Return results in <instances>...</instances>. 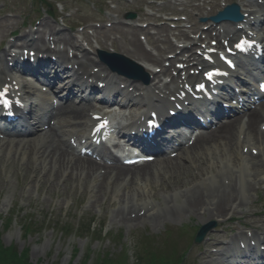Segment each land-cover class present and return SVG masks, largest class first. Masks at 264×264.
Returning a JSON list of instances; mask_svg holds the SVG:
<instances>
[{"label": "rangeland", "instance_id": "374dc122", "mask_svg": "<svg viewBox=\"0 0 264 264\" xmlns=\"http://www.w3.org/2000/svg\"><path fill=\"white\" fill-rule=\"evenodd\" d=\"M58 1L61 0H51L53 3H57ZM64 1L68 11L74 15V18L71 20V26L69 27L75 30L72 33L73 37L77 34H82L81 31L76 30L79 26L89 25L88 27L93 28L96 24L100 25L97 21L101 17L110 18L112 16L113 18H118L123 23V26H126L123 17L128 11L142 9L144 15H154V18L159 17L150 11H145L150 4L146 0H113L114 6L109 5L108 0ZM195 3H197L196 0H167V4L161 9L174 11L177 14L185 9V14L196 17L199 14L196 11V6L201 4ZM116 6L118 8L115 10ZM156 7H159V5H156ZM219 8L220 0L212 4L211 7H203L202 10H204V14L207 16L214 14ZM210 9H212L211 13ZM60 12L61 10H57L55 13L58 14ZM14 20H18L21 26L24 22L31 23L34 28L39 27L40 23L45 20H48L55 26L54 17H49L46 14V10L34 3L33 0H0V22H9V25H11L10 22ZM196 22L198 21L196 20ZM143 24L145 23H138L139 26H143ZM108 25L110 24L102 26L101 29H105ZM58 26H61V23ZM202 27L204 28L205 25H202ZM261 29L264 30V22ZM84 31L88 34L92 33L89 31V28ZM65 34L68 35V32ZM16 40L19 46L24 44L25 41L21 35L16 37ZM10 41L8 39V42ZM80 41L82 42V39ZM27 91L28 93L32 92L30 89H27ZM38 138L36 136L29 139L27 145L29 150L26 155L25 153L22 154V151L18 150L17 147H11L10 149L7 146L0 147V233H3V242L7 247L11 245L16 246L18 252L27 249L30 250L31 263L81 264L85 255L88 253L89 247L92 259L96 258L98 254L103 255L109 253L116 256L122 251L124 245H128L130 248L134 247L135 235L147 233L152 236L164 237L167 229H172L174 233H177L181 227L185 229L182 242L183 247H186L192 241L191 235L195 228L203 225L202 215L195 214L190 217L180 200L174 205L173 210H167L164 205V198L167 194H171L174 191H177L181 195V192L185 190L183 183L188 181L190 176L197 173L198 170L207 168L205 165H209L210 163L205 165L197 163L193 165L194 168L192 167L191 175H187L186 177L179 175L182 178L176 180H167L161 183V180L152 177V184L147 185L146 191L152 196H158L157 198L159 199L155 203L158 205V217L163 222L156 225L151 219H148L144 224L140 223L138 226L129 227L120 220H117L116 215L118 213H124L125 209L128 212L137 200L119 198V201H117L116 199L118 197L116 192L114 198L110 197L109 194L104 195V197L101 195L95 197L94 182L92 181L79 182L74 179L61 183L54 182L53 180H49V177L45 173H42V163H38L36 165L38 170L34 171L33 166H30L28 157L31 155L34 156V149L30 146L36 143ZM240 153L241 149L239 152L237 150L234 152L237 157ZM205 157L203 158L206 159ZM37 159V157H34L33 161L35 162ZM199 160L197 159V161ZM261 161L262 158L253 162L252 167ZM179 162L184 163L185 161L182 160L176 163ZM183 170H172L167 173L170 176H174L182 173ZM252 175L254 179L256 172L253 171ZM261 177L264 179V175ZM167 182L168 184H166ZM176 182H179V184L177 185ZM247 182L256 185L253 180H248ZM239 184L240 182H238V187L236 188L237 194L240 192ZM130 186L125 184V188L121 187L117 191L121 192L122 195H128L130 193V197L133 198L132 195H135L134 187ZM223 186L224 181L218 179L216 184L210 185L209 187H200L199 190L204 192L205 196H209L222 192ZM113 189L116 190L115 188ZM256 189L258 190V194L264 198V182L256 185ZM251 197L254 201L257 200L256 193H252ZM235 215L233 212L230 216L222 219L216 218L215 221H226V219ZM12 216L15 220L14 225L6 231L4 230L5 222ZM95 218L105 229V232H111L109 236L113 238L104 235L103 239L92 240L87 236L80 237L78 234H74L70 238H65L61 231L55 229L57 225H69L77 230L81 223ZM28 219H32L36 224L37 227L34 231H37V233L26 237L20 223L22 224ZM244 221L246 220L244 219ZM121 233L123 240L119 242L114 238H118V235ZM231 235H228L229 240L223 239L222 241H226V243L230 242L231 238H234ZM76 249L80 251L78 260H74V252ZM203 251H200L199 248H193L190 255L192 264H205L206 261H198V257L202 255ZM131 255L133 256V251H131Z\"/></svg>", "mask_w": 264, "mask_h": 264}, {"label": "bare ground", "instance_id": "6f19581e", "mask_svg": "<svg viewBox=\"0 0 264 264\" xmlns=\"http://www.w3.org/2000/svg\"><path fill=\"white\" fill-rule=\"evenodd\" d=\"M246 4H249L252 8H259V5H256L254 3V0H245ZM243 0L239 1V4H243ZM259 3V0H258ZM242 8H247L245 5H242ZM262 8V6H260ZM249 16V22L252 18L256 17V21L258 22V25L262 23V19H257V15L261 14V12L254 13L253 10L248 12ZM221 29H224L221 27ZM50 31L51 36H54V40L58 37L60 42L59 44L62 45V43L66 44V46L70 47L71 49H77L81 50V48H78V44L73 39H70L67 41L64 34L56 33V29L53 28V26L48 21H44L43 24L40 26V29L37 31L36 35L40 36V39L45 40V36H43L44 33L42 31ZM122 31V40L124 41V48L128 51L127 57L132 60H138L140 61L141 65L148 68L149 71L156 70V68L161 67L162 60L159 57H155L154 55L150 54L144 44L140 42L138 39V33L142 30L138 28H128L125 29L123 27H120V25L115 24L114 27L111 30H102L98 32V35L100 36V39H102L105 43L110 40V36L115 32ZM237 30V29H236ZM216 31V30H215ZM10 32V28L6 26V24L1 23L0 24V37L3 39V41L6 40L7 34ZM34 31H32L33 33ZM167 30H163L162 33H166ZM32 33L29 35H26L24 39L27 43L34 42L33 39L31 40ZM160 36H162L160 31ZM206 34V33H203ZM42 36V37H41ZM186 38V36H183ZM159 42V40H158ZM169 48H172V45L170 42H168L166 39L163 41ZM157 44V43H156ZM60 46V45H59ZM27 49V48H25ZM23 49V50H25ZM30 51V50H29ZM58 55H62V53H58ZM56 55V56H58ZM63 56V55H62ZM64 57V56H63ZM65 60H68V64H72L78 58L74 59H68L64 57ZM87 61H90L89 57H85ZM168 61V60H167ZM264 61V58L263 60ZM261 61V62H262ZM139 63V62H138ZM143 63V64H142ZM1 66H4L3 62H0ZM82 70L88 73V75H92V71L89 69V66L85 65V63L80 62L78 64ZM264 66V63L262 64ZM11 69V68H10ZM6 69V71L1 72L0 71V84L3 76L10 75L9 72L13 71V69ZM36 73L39 75V77L44 78L45 80L52 79V77L49 75V72L46 69L39 68L36 69ZM170 73L169 69H162L161 75H168ZM152 74L155 76L153 81H156L155 79H160L159 74H156L152 72ZM66 75H68L66 73ZM100 80L102 79L101 76L98 74ZM36 78V80H40ZM75 77V75L73 76ZM239 78L238 82H242V79ZM97 78V76H96ZM58 78L54 79V82H49L46 84H50V87H54L55 83L58 81ZM80 81V80H79ZM78 82V80H76ZM133 86V84H131ZM130 85V86H131ZM135 86V85H134ZM73 88H78L79 92L83 95H86V92L90 89V87H86L85 83L83 85H77V86H70L67 85L64 88L65 92H71L73 94ZM66 89V90H65ZM72 90V91H71ZM53 92V91H52ZM137 92V91H135ZM154 94V92H152ZM69 94V93H68ZM134 93L131 94L133 96ZM82 95V97H83ZM46 95H44L42 92H40V100L41 105L48 103V98L45 99ZM134 97V96H133ZM75 96H72L70 98L61 99L62 104H59L58 107L53 108V114L52 117L49 118L50 122L55 121L54 127H50L48 131L45 132V135L41 137V141H44L46 146L48 148L46 150L39 151L36 155H41L44 159L43 163L47 168H49V174L51 177L55 178L56 180H62L64 177L68 174V180H80L84 179V182L87 181H95L97 192L100 195H105L107 193L106 187L109 185L111 181H114V186L121 187L124 182L125 178L127 176L131 175V182L130 187H134L135 195L134 198H137L136 204L133 206V208H137L139 205H142L143 207L148 208V205L154 204V199L156 197L149 196L148 192L146 191L147 185L149 186L151 183V178L157 176L159 180L162 182H166L167 180H176L178 178L186 177L187 175H191V170L194 168L193 165L197 163H201V165H205L207 168H204L202 170H198L197 173L192 174L188 181H185L183 183V187H185V193L188 194L186 199L184 200V207L188 214H199L202 211H205L204 217L209 218V220H213L214 218H221L228 213H230L235 205L239 201V197L236 195V192L233 190L223 192L222 194L218 195L219 198L216 199L215 196H209L206 198V196L203 193L198 192V187L201 185H208L211 183H216L218 177H221L222 179L231 181V182H237L238 179H242L245 181L247 179L244 175V172L247 171L248 175L247 177H252L250 172H253L254 169L256 170L255 180H257L259 183L262 182L260 179L261 175H264V161L261 163H257L255 168L252 167V162H256L254 155L251 154L247 156L244 154V149H251L257 150L261 149L262 144L264 143V132L260 131V125L264 122V104H262L259 108L250 111L248 114L244 115V117H237L236 119L229 121L228 123L222 124L220 127H217L214 131L202 133L197 137L196 142L193 144L190 148H182L181 149V155L186 160L184 163H175L173 165V162H170L169 159H166L169 162H159L158 168L153 169L155 163L158 161H155L152 164H146L144 166H134V167H125L120 164V162L116 163L113 166H108L107 164L102 167L92 158L88 157H81L78 155V157H75L74 153L70 154V147L68 142L66 141V138H68L67 134H69V138L71 139L73 136H71L72 128L82 127V128H88V125L90 123V111H92V107L88 105L84 106H77L71 99H75ZM153 98V97H152ZM66 101V103H65ZM89 102V101H86ZM134 101L130 100L125 102L126 105L133 104ZM147 104V105H144ZM152 106L153 103L149 101L148 99H145L141 103L134 104V106ZM150 106V107H151ZM42 112L44 113L42 116L39 115H28L26 116V120H24L21 124L17 125L18 127L22 124H25L32 128L33 122H36L37 124L42 125L40 128L45 127L47 125V120H49L46 115H49V112H44V109H42ZM48 123L51 125V123ZM3 128L0 131H2ZM43 130V129H42ZM133 130V129H132ZM35 133H39L38 130L32 129ZM6 132V131H4ZM51 133V135H49ZM125 133L121 129V134ZM1 134H5L1 132ZM6 135L12 136L11 134L6 132ZM71 136V137H70ZM238 148H242L241 154L237 157L234 152ZM193 150H198L194 153L189 154L190 151L193 152ZM106 151V150H105ZM189 154V156H188ZM205 155H207L205 157ZM194 156V157H192ZM205 157L206 159H204ZM113 159V158H112ZM110 159V160H112ZM197 159H200L197 161ZM29 163L31 165V162L29 160ZM193 167V168H192ZM148 168H152V170H149V172H146ZM167 169V170H166ZM184 169L182 173H178L174 176H170L167 172L172 170H180ZM99 170H107V173L104 175L98 176ZM154 174V175H153ZM115 175V176H114ZM181 175V176H179ZM234 175L236 178H234ZM178 176V177H177ZM102 179V181H101ZM191 179V182H190ZM142 183L144 186L140 187L139 183ZM168 184V182L166 183ZM178 185L179 182H176ZM146 186V187H145ZM144 187V188H143ZM141 190V192L144 195V197L140 198V195L137 194V191ZM255 189L252 185L249 186V191L253 192ZM126 195V194H125ZM124 195V196H125ZM181 199L180 195L177 192H173L172 194H169L167 196V200L165 201L166 207L169 210H172L174 200ZM177 199V200H178ZM157 212V206H153L151 210H147V213L144 216L137 215L135 220H129L128 223L138 222L142 221L148 217H154V213ZM120 214H117V217H119ZM155 218V222H160L157 217ZM257 218H263V215H259ZM214 245H220L219 244V236L215 235L213 242L206 245V250L208 248L214 246ZM261 246L264 247V244H261ZM204 258V256L202 257ZM250 259V258H247ZM221 260V259H220ZM239 264V263H237Z\"/></svg>", "mask_w": 264, "mask_h": 264}, {"label": "trees", "instance_id": "16d2710c", "mask_svg": "<svg viewBox=\"0 0 264 264\" xmlns=\"http://www.w3.org/2000/svg\"><path fill=\"white\" fill-rule=\"evenodd\" d=\"M148 264H154V263L151 262V263H148Z\"/></svg>", "mask_w": 264, "mask_h": 264}, {"label": "snow or ice", "instance_id": "6c2138e0", "mask_svg": "<svg viewBox=\"0 0 264 264\" xmlns=\"http://www.w3.org/2000/svg\"><path fill=\"white\" fill-rule=\"evenodd\" d=\"M210 76H211V74H210Z\"/></svg>", "mask_w": 264, "mask_h": 264}]
</instances>
